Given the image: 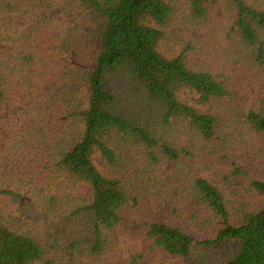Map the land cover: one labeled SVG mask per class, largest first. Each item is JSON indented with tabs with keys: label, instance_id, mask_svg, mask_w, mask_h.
<instances>
[{
	"label": "trees",
	"instance_id": "trees-1",
	"mask_svg": "<svg viewBox=\"0 0 264 264\" xmlns=\"http://www.w3.org/2000/svg\"><path fill=\"white\" fill-rule=\"evenodd\" d=\"M1 6L0 264H264V0Z\"/></svg>",
	"mask_w": 264,
	"mask_h": 264
},
{
	"label": "rangeland",
	"instance_id": "rangeland-1",
	"mask_svg": "<svg viewBox=\"0 0 264 264\" xmlns=\"http://www.w3.org/2000/svg\"><path fill=\"white\" fill-rule=\"evenodd\" d=\"M2 5V0H0V25L4 23V20L6 19V15L3 13V7ZM136 241V240H132Z\"/></svg>",
	"mask_w": 264,
	"mask_h": 264
}]
</instances>
